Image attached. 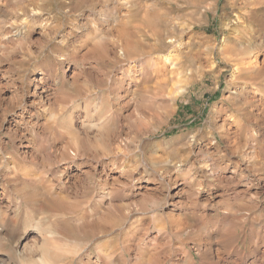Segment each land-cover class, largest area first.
Returning <instances> with one entry per match:
<instances>
[{
    "label": "rangeland",
    "instance_id": "obj_1",
    "mask_svg": "<svg viewBox=\"0 0 264 264\" xmlns=\"http://www.w3.org/2000/svg\"><path fill=\"white\" fill-rule=\"evenodd\" d=\"M3 1L5 2V0L0 1V13L2 12L0 15V60L6 62L0 65V68L10 69V71L8 75L0 74V84L9 85L6 88L0 89V143L2 142L0 144V148L2 150H5L6 152L8 151L7 155L8 157H11L9 158L11 160L9 162L2 163L0 161V180H3L5 176H8V178H10V182H8L9 184H7L6 182V186H10L7 187V190H11V183L14 182L16 184L17 191L15 193L16 195L14 194L13 196L17 199L19 198L22 201L24 200V197H27L26 199L28 200L32 198H28V196L26 195H29L30 192L29 196H31V192L33 191L32 187L37 184H41L44 187H53L55 191L52 196L66 197L71 195L73 196V198H77L76 203L70 204L68 206L70 207L73 205L72 208L70 207L69 209H67L68 207H63L67 206L68 204L61 205L64 210H69V212L64 211L61 207L63 212L51 213V206L53 203L48 204L50 200H48L44 204V209L40 210L42 214H50L51 217H55L59 221L58 227L55 229V231L65 230L64 232L69 233L70 235L78 233L73 237L71 236L72 238L69 237L68 241L70 242V244L74 245L73 247L72 245L65 246L54 252L53 255H55L56 257L55 261H60L56 264H77L76 257L79 256V253H84L81 257H84L86 253L89 252H92L91 256H94V252L98 251V245H101L106 241L111 242L112 244H110L111 246H113V264H119V261L126 257V253L129 248H135L137 246L146 248L149 244V241L151 240H155L156 242L158 241V244L162 243L160 238L157 236V233L151 230L156 226V224L154 223L155 218L162 217L163 219H165L164 221H166L168 219V216L172 214L170 213V209L175 208L178 202H182L181 194L189 191V189L185 190L187 189V187L181 188V186H176L177 173L174 171L175 165L172 163L164 164L163 159L164 157L169 156V153L173 152L175 149L180 148V144L185 138L186 131H195L202 129L203 131L201 135H206L208 142H212L213 140H215L216 143H213L212 148L208 149V151L210 152H215L217 149L220 150L221 148L222 150L220 151H224L227 145L230 142L235 141L237 137H239V140L236 141L235 144H233V148L231 149V151L234 152L235 148L239 147L240 153H243V155H247L249 157L259 155L260 152L263 151L264 141L262 140H264V118L260 119V117L262 118V116H264L262 110L264 107V100H261V98H263L264 96V70L259 74L254 73V79H252L259 85V87H261V92H263V94L258 93L255 88H252L253 84L249 85V88L247 90L245 89L246 91H242L241 85H243V82L240 81L244 79L243 75L239 76V71L235 70L236 65L234 64V60L227 61L226 59H224V55L221 52L223 48L227 49L230 46V49H232L233 47V49L237 48L236 50L250 49L252 47L255 48L252 50L256 51L254 52L251 50V58H257L258 65L264 66V41H262L264 39V36H252L250 35L251 33L249 31L244 30L245 28L242 25L246 24L247 20H245L242 16L243 11L239 6H237V8L235 9L231 5V2L228 0H175V3L173 4H170L169 0H151L150 2L149 0H125V2L127 1L128 4L125 3L124 0H108V2L114 3L117 7V12L112 15L111 18L102 19V17H99L102 25L101 27H90L87 32L78 31L73 34L70 29H76L84 26V18L88 17L89 19H91L90 13L97 14V12L102 9L104 0H100L99 3H97V0H93L94 2L88 0L87 3H78L73 9L74 15L68 18L64 23L59 24L57 23L56 18L50 17L47 21H44V23L46 24V28H37L35 32H32L33 24L31 20H29L28 18V20L26 21L27 23L25 24V22H23V19L26 18L25 16H27L25 14L26 11L34 13L33 16H35L38 12V9L30 8L26 10L25 8L21 7V4L27 2L26 0H7L9 7H5ZM94 3L96 4L95 6ZM123 4L125 6H123ZM237 4H239V0H237ZM147 7L150 8L147 9ZM94 9L96 11H94ZM160 9L162 10L161 15V11L159 12ZM10 10L11 13L13 12L12 14L10 13ZM148 10L149 14L144 15V13H148ZM17 11L20 13H18ZM245 11L248 12V9H246ZM124 12H126L127 14ZM238 12H240V14ZM155 13L158 14L154 15ZM21 14L24 17H21ZM145 16L147 18H145ZM156 16H159V18H157ZM14 17H21V20H19V18L17 20H14ZM7 20H9L10 22H8ZM184 21L186 24L184 23ZM92 23L95 24V22L93 21ZM135 23H138L136 24V27ZM51 25L55 28H53ZM47 26L49 27L47 28ZM24 27L25 29H23ZM26 27H28L29 29ZM50 27L52 31L56 32L55 40L51 42L48 41V36L52 35ZM107 27L110 31L107 29ZM97 28L100 30H96ZM177 28H179L181 32ZM8 29H12L13 32L25 31L27 34H25V37L27 38L29 33H31V37L30 39H27L24 36L18 38L17 41L15 40L16 44H14L13 39H16L17 35L11 34L10 37H4L5 34L3 32L6 33L7 31H9ZM120 29L125 30L126 32L129 31L132 33L135 39L139 41L142 40L141 44L144 52L145 50L146 52L148 50L146 56L151 60V62H157L156 68L158 70L153 71L154 73L152 72L150 74L151 76L145 77L137 71H132L135 69V67H128V62L132 64V58L137 55L135 53V50L133 49H130L131 51L129 50V52L131 53L128 54L130 57H128L127 62L126 60H116L115 55H117L118 49H120V46L118 44H120V41L126 42L128 39L126 35L124 36V34L119 32ZM102 32L104 33L102 34ZM154 32H157L159 39L153 37ZM171 32H173V34L177 36L179 43H181L178 49L174 46H171L169 43H165V37L172 34ZM106 34H108L109 38L108 36L106 37ZM120 34L122 35V37ZM164 34L166 35L165 37ZM68 36H71L70 42L73 43L74 46L79 47L80 59L88 61V65H85V68L87 72L90 73V87L94 88L98 84L100 85L101 90L96 93L94 103H97L98 106L103 105L106 98L111 95L114 90H119L121 96H126L125 100H131L133 98H135L136 100L135 103L130 104L126 109L123 110H121L118 105H113L114 116H112V118H110V120L104 125L105 127L107 126L106 129L99 124L97 125V128L92 129V131L88 133V138L90 140L88 145L90 149L87 151V154L85 156L93 157V155H97L99 152L98 155H101L100 161H102L104 157L102 156L101 148H99L102 144L99 134L101 133V131H103V134H105L107 131L114 132V135L116 137L113 136L115 141H112V147H114L115 144H117V142H120L122 139H125V141L128 140V143L130 144L128 146L129 152L126 155L127 159H130V164L136 167L140 172H144L142 174L149 177L150 180L142 184H140L139 182H135L131 189H125L123 193H117L114 195L112 192V195L110 196L111 198L108 196V199H104V201L98 199V192L100 188L99 179H101L108 173L113 176H120V172L112 170L111 165L108 167L107 172H105L103 171L100 161L98 162V164L95 161L92 167H87V170L89 169L93 174H86V172H83L84 169L78 166V161L80 160V158H74L75 156L70 152L69 154L72 156L71 159L68 161H64L65 145L69 143L72 146L71 148L79 150L80 148H78L76 144L77 139L80 138L79 135H82V133H80L81 125L79 123H76L74 125L75 130H73L72 128H69L67 120L63 122L60 121L61 114L66 115L68 112L72 111L71 107L68 104L69 100L71 99V94L67 93L63 88H58L56 85L57 83H55L53 77L46 72L47 78L44 83L45 86H47V89H49V97L43 104L46 105V109L48 110H38L39 107L41 108L43 106V104H36L37 106L33 104L32 88L34 87V83H39L40 81L38 80H41V78L43 77L39 72H41V70L46 67L51 61L49 49L55 50L57 48V41H62ZM11 37H13L12 40ZM61 37L63 39H61ZM224 37L227 38L226 41L229 44H227L226 41V43H223L222 40L225 39ZM236 38H238L239 41ZM25 39L28 42H25ZM100 40L103 41L101 42ZM260 40L261 42H259ZM33 41L36 42L33 43ZM237 45L239 46V48ZM249 45L251 47H249ZM116 46H118L119 48ZM3 47L6 48L5 51L3 50ZM111 47L113 49H111ZM150 49L151 52L149 51ZM1 50L5 53H3ZM30 50L34 53H32ZM6 51H9V54ZM231 52L230 54H232ZM165 54H168L170 56V61H172L171 63L164 59L166 56ZM122 61L124 63H120ZM113 63H115V65ZM121 67L126 68L127 71L130 69L129 73L127 71V73H124L123 68ZM78 72L79 68L76 64L67 67L68 76L74 78V76ZM123 73L124 75L129 74V82H118L119 80L117 79H119L120 76L123 77ZM106 75H108V77ZM109 76L110 79H108ZM34 77L37 79H34ZM103 81L105 83H103ZM106 83L108 86L110 84L109 88L107 89L104 87ZM39 84L42 85L41 83ZM116 84L119 85L122 90L116 88ZM179 84L180 86H185L183 89L184 91H182L183 93L181 94L176 93V91L178 92L179 90ZM99 85L97 87H99ZM121 85L124 87H121ZM112 86H114L115 89L114 87L111 88ZM236 88H239L238 91H241L243 93V96L247 98V100H249L250 102L254 101L253 106H247L243 100H238V98L235 100V96L237 95L235 93ZM162 92L166 93L168 96L171 95V92L173 94H177L176 101L173 106H167V103H163V101L157 100L155 98V96L159 95ZM232 92L233 94H231ZM244 93L246 94L244 95ZM229 95H231L233 98L229 97V99ZM259 100L261 103L259 102ZM243 104L246 106H244ZM258 106L260 108H258ZM216 107H220L219 110H217L218 108ZM220 110H222L221 113ZM243 111L249 114L247 115V113L245 114ZM150 113L152 114V116ZM250 115L252 119L250 118ZM247 116H249L248 118L251 120V122L247 118ZM254 117L256 119H254ZM141 123L143 125H141ZM222 123L227 125H223ZM46 124L51 125L49 126ZM114 125H117L118 128L116 127V129ZM257 125L259 128L257 127ZM249 126H251V129H249ZM224 127L225 129H223ZM226 129L229 133H227ZM120 134H122V136ZM251 134L253 136H251ZM223 135H227V138H225V136ZM72 138H75L74 140L76 143L74 141V143L70 141L73 140ZM200 138V136L197 137V139ZM92 142L94 143V147L96 146L95 148L92 147ZM71 143H73V145ZM99 143L101 144L99 145ZM74 144L77 148L74 146ZM81 151L83 152V150ZM94 151H97V153H94ZM180 154H183L182 149ZM198 154L202 155L203 152L199 145H194L193 155L188 158V162L185 164L186 168H188L189 165H191L198 159ZM241 154H234V156L241 160ZM151 161H156L159 164V172L153 171L151 169ZM254 161H252L251 165H249L247 161H244L243 163L241 162V167L249 168L253 165H259V161ZM167 166L170 168H168ZM145 169H147L148 171L146 172ZM168 170H171L172 172H167ZM31 172L34 174H32ZM149 173L151 175H149ZM231 174L233 175L234 173H232L231 170H228V172H226L224 175L227 176ZM130 175L132 174L127 173L126 177H130ZM159 176L164 177V182H166L169 177H171V179L175 181L174 185L169 186V190L167 193V203L160 205V208L157 207V200H153L145 205L146 208L150 207L152 209V211L155 213V216H152L150 214L142 215L141 212H138L136 210V208H130V205L135 204L137 200L146 195L150 190L157 188V183L152 177L158 178ZM122 178L124 180L126 179L125 176ZM257 179L259 178L257 177ZM126 181L130 182L127 179ZM23 188H25V190ZM26 190L29 192H27ZM254 191L255 188H253L249 193L241 194V196L245 198L249 196L259 197L262 206H264V192L256 193ZM200 198L203 197L201 196ZM185 199L187 200L188 198L185 196L184 200ZM203 200L204 198L200 201L202 202ZM21 205H23L25 209H27V207L29 206L27 202L21 203ZM110 209L111 214L106 215L107 211ZM103 213H105L106 217L102 219ZM113 219L115 221H113ZM73 220H75L80 225L81 232L72 230L73 228L71 227V222ZM9 221L10 220L1 225L2 235L9 232L12 233L13 231L14 237L16 236V240L22 239V243L20 241L16 246L19 251H21V249L23 248L26 240L30 241L34 237L38 236V234L36 233L37 231L33 228L29 227L25 232L20 228H13L11 222ZM67 228L70 229L69 232ZM84 228H86V230ZM71 230L75 233H73ZM100 231H102V233ZM145 232L148 233L147 236L144 235ZM141 237H143L144 239ZM139 238H141L142 240H139ZM1 241L2 240L0 238V254H5L6 251L10 249V244H3V241ZM86 241H90L89 243L91 245L88 243L87 247H83V244ZM145 250L147 251V248ZM120 254L123 257H121ZM24 260L26 263L24 262ZM19 261L21 264H27V260L25 258L21 259V257H19ZM104 261L105 258H103V261H101L100 263L104 264Z\"/></svg>",
    "mask_w": 264,
    "mask_h": 264
},
{
    "label": "clouds",
    "instance_id": "obj_2",
    "mask_svg": "<svg viewBox=\"0 0 264 264\" xmlns=\"http://www.w3.org/2000/svg\"><path fill=\"white\" fill-rule=\"evenodd\" d=\"M99 2L100 0H97V3ZM230 2L233 7L239 6L242 9L247 20L243 27L253 36H264V15L251 17L245 11L255 6L251 0H239V4L237 0H230ZM78 3H87V0H27V3L20 6L26 10L38 9L35 16L31 12L25 13L33 24L32 32H35L37 28H46L44 21L50 17L56 18L59 24L64 23L74 15L73 9ZM169 3H175V0H169ZM260 3L264 4V0H260ZM4 6L9 7L7 0ZM90 17L91 19L84 18V26L70 29V31L73 34L78 31L87 32L90 27L102 26L98 13H90ZM92 21H95V24ZM30 37L31 33L28 35L29 39ZM55 37L56 32L53 31L52 35L48 36V41L55 40ZM70 41L71 36H68L62 41H57L55 50L49 49L51 61L42 70L53 77L58 88H63L71 94L68 104L72 111L66 115L61 114L60 121L67 120L69 128L73 130H75L74 125L79 123L80 133H82L80 139L84 145H87L88 133L96 128L97 124L104 126L112 118L113 105H118L123 110L136 100L135 98L125 100L119 90H114L103 105L98 106L94 103L96 93L101 89L90 87V73L85 68L88 61L80 59L79 47L74 46ZM5 62L0 60V65ZM73 64L79 68L75 78L67 75V67ZM9 71L10 69L0 68V74L8 75ZM121 79L127 82L130 77L124 75ZM8 86L0 84V89ZM104 87L107 89L109 86L106 83ZM116 88L122 90L119 85ZM47 110L44 109V111ZM202 131V129L186 131L180 148L175 149L163 159L164 164L175 165L177 179L185 183L189 191L181 194L182 202H178L175 208L170 209L172 214L168 216V219L151 229L157 233L162 243L158 244L155 240L149 241L147 251L142 246L129 248L126 257L120 260L119 264H264V206L259 197L245 198L235 192L232 187L242 183L251 186L257 177L264 179V158H262L264 153L249 157L241 154L239 147L235 148L234 152L230 151L239 137L230 142L224 151L217 149L215 152H210L208 149H211L216 141L208 142L207 136L201 135ZM198 136L201 138L197 139ZM194 145H199L203 154H198V159L185 174L180 166L186 164L188 158L193 155ZM181 149L183 154H180ZM85 151H87L86 147ZM232 154H241L242 163L247 161L251 165L255 160L259 161V165L247 168V174H244L245 169H240L237 165L234 176H225L224 174L229 170V156ZM82 163L91 166L95 163V158L89 157ZM112 166L115 167L114 164ZM150 167L153 171L159 172V164L156 161H151ZM120 171L121 176L126 177L128 169L122 168ZM145 171L148 170L145 169ZM193 172L199 174L200 178L193 176ZM152 178L157 183V188L150 190L135 204L129 206L136 208L142 215L155 216L152 209L146 208L145 205L153 200L158 201L157 207L166 204L169 186L175 184L171 177L166 182L163 176ZM126 179L130 182L121 184L117 181L113 185L114 195L123 193L125 189H131L135 184L134 179L130 177ZM202 191L207 193L205 202L199 199ZM185 196L187 200H184ZM14 219L15 228L26 232L31 227L42 235L55 230L59 224L55 217L42 214L36 206H29L27 209L21 207L20 214ZM71 227L77 232L80 231V225L75 220L71 222ZM144 235L147 236L148 233L145 232ZM89 242L86 241L83 247H87ZM109 260L111 261L112 257H109Z\"/></svg>",
    "mask_w": 264,
    "mask_h": 264
},
{
    "label": "bare ground",
    "instance_id": "obj_3",
    "mask_svg": "<svg viewBox=\"0 0 264 264\" xmlns=\"http://www.w3.org/2000/svg\"><path fill=\"white\" fill-rule=\"evenodd\" d=\"M1 1V0H0ZM27 1V0H26ZM88 1V0H87ZM91 1H93V0H91ZM128 1V0H127ZM125 2V0H124V2L125 3H127L128 4V2ZM130 1V0H129ZM147 1V0H146ZM151 0H149V2H150ZM152 1H154V0H152ZM156 1V0H155ZM166 1V0H165ZM179 1V0H178ZM228 1H230V0H228ZM4 2V1H3ZM21 2V1H20ZM23 2V1H22ZM94 2V1H93ZM141 2V1H140ZM148 2V3H149ZM251 2H252V4L253 5H255V6H253V7H251V8H248V15L249 16H251V17H257V16H261V15H264V4H261L260 3V0H251ZM2 3V2H1ZM27 3V2H26ZM156 3V2H155ZM126 4V5H127ZM138 4H139V2H138ZM162 4H163V2H162ZM179 4V3H178ZM13 5V4H12ZM93 5V4H92ZM96 4L94 3V6H95ZM132 5V4H131ZM130 5V6H131ZM147 5V4H146ZM154 5V4H153ZM157 5V4H156ZM232 5V4H231ZM14 6V5H13ZM94 6H93V8H94ZM123 6H125L124 4H123ZM148 6H149V4H148ZM152 6V5H151ZM175 6V5H174ZM15 7V6H14ZM19 7V6H18ZM17 7V8H18ZM92 7V6H91ZM127 7V6H126ZM146 7V6H145ZM120 8V7H119ZM128 8V7H127ZM150 8V7H149ZM148 7H147V9H149ZM235 9L237 8V6L236 7H234ZM16 9V8H15ZM19 9H21V8H19ZM145 9V8H144ZM159 9V8H158ZM5 10V9H4ZM8 10V9H7ZM117 7H116V5L114 4V3H110V2H108V0H104V3H103V6H102V9L101 10H99L97 13L98 14H100L99 15V17H102V19L103 18H111L112 17V15H114L117 11ZM139 10V9H138ZM35 11V10H34ZM93 11V10H92ZM94 11H96L95 9H94ZM93 11V12H94ZM104 11H106V12H104ZM147 11V10H146ZM161 11V12H160ZM164 11V10H163ZM166 11H167V9H166ZM237 11V10H236ZM4 12H6V11H4ZM18 12V11H17ZM159 12H160V15H161V13H162V10L160 9L159 10ZM158 12V13H159ZM178 12V11H177ZM2 13V12H1ZM1 13H0V15H1ZM10 13H11V10H10ZM13 13V12H12ZM11 13V14H12ZM15 13V12H14ZM18 13H20V12H18ZM32 13V12H31ZM38 13V12H37ZM124 13H126V12H124ZM157 13V14H158ZM168 13V12H167ZM239 14H240V12H238ZM9 14V13H8ZM32 14H34V13H32ZM127 14V13H126ZM146 14H149V10H148V13H144V15H146ZM152 14V13H151ZM150 14V15H151ZM156 13L154 14V15H157ZM22 15V14H21ZM20 15V16H21ZM25 15V14H24ZM144 15H143V17H144ZM165 15V14H164ZM168 15V14H167ZM6 16H7V14H6ZM11 16V15H10ZM153 16V15H152ZM176 16H177V14H176ZM243 17H244V13H243V15H242ZM15 17H16V14H15ZM14 17V18H15ZM21 17H24L23 15L21 16ZM20 17V18H21ZM26 18H22L23 19V22H25V24L27 23L26 21L28 20V16H25ZM125 17V16H124ZM157 17V16H156ZM172 17V16H171ZM4 18H5V16H4ZM8 18H9V15H8ZM12 18V17H11ZM19 18V17H18ZM18 18H15L14 20H17ZM19 18V20H21ZM91 18V17H90ZM141 18V17H140ZM139 18V19H140ZM145 18H147L146 16H145ZM157 18H159V16L157 17ZM169 18H170V16H169ZM104 19V20H105ZM148 19H150V18H148ZM162 19V18H161ZM237 19H238V17H237ZM244 19H245V17H244ZM13 20V21H14ZM30 20V19H29ZM52 20V19H51ZM125 20V19H124ZM144 20V19H143ZM145 20H147V19H145ZM154 20V19H153ZM168 20V19H167ZM172 20V19H171ZM3 21H6V20H3ZM8 22H10L9 20H7ZM11 21H12V19H11ZM106 21V20H105ZM156 21V20H155ZM159 21H160V19H159ZM163 21V20H162ZM173 21H174V19H173ZM183 21V20H182ZM238 21V20H237ZM50 22V21H49ZM93 22H95V21H93ZM116 22V21H115ZM124 22H128V21H124ZM141 22H142V19H141ZM144 22V21H143ZM179 22V21H178ZM181 22V21H180ZM247 22V21H246ZM7 23V22H6ZM47 23V22H46ZM184 23H185V21H184ZM239 23V22H238ZM30 24V23H29ZM121 24V23H120ZM131 24V23H130ZM136 24H138V23H135V27H136ZM174 24V23H173ZM177 24V23H176ZM179 24V23H178ZM181 24V23H180ZM186 24V23H185ZM242 24V23H241ZM5 25V24H4ZM21 25H22V23H21ZM24 25V24H23ZM28 25V24H27ZM118 25V24H117ZM125 25V24H124ZM127 25V24H126ZM153 25V24H152ZM170 25V24H169ZM25 26V25H24ZM52 26V25H51ZM119 26V25H118ZM122 26H123V24H122ZM140 26V25H139ZM172 26V25H171ZM243 26V25H242ZM1 27V26H0ZM5 27V26H4ZM21 27V26H20ZM23 27V26H22ZM31 27V26H30ZM49 26H47V28H48ZM53 27V26H52ZM125 27V26H124ZM124 27H122V28H124ZM131 27H132V25H131ZM170 27V26H169ZM10 28V27H9ZM12 28V27H11ZM26 28H28V27H26ZM53 28H55V27H53ZM111 28V27H110ZM116 28V27H115ZM127 28V27H126ZM171 28V27H170ZM232 28V27H231ZM14 29V28H13ZM16 29V28H15ZM18 29V28H17ZM23 29H25V27L23 28ZM29 29V28H28ZM50 29H51V27H50ZM57 29V28H56ZM103 29V28H102ZM101 29V30H102ZM107 29H108V27H107ZM106 29V30H107ZM114 29V28H113ZM177 29H179V28H177ZM9 30V29H8ZM11 30V31H10ZM9 31H7L6 33L5 32H3L4 34H5V36L4 37H10V35L11 34H14V35H17L16 37V39L14 38L13 39V43L14 44H16V42H15V40L17 41L18 40V38H21V37H25L27 34H26V32L25 31H17V32H13L12 31V29H10ZM45 30V29H44ZM96 30H100V29H96ZM109 30V29H108ZM129 30H131V29H129ZM134 30V29H133ZM155 30V29H154ZM182 30V29H181ZM245 31H248L247 29H244ZM5 31H6V29H5ZM51 31H52V29H51ZM95 31V30H94ZM110 31V30H109ZM113 31V30H112ZM118 31V30H117ZM138 31V30H137ZM156 31V30H155ZM169 31H171V30H169ZM179 31H180V29H179ZM239 31H240V29H239ZM1 32V31H0ZM47 32V31H46ZM53 32V31H52ZM96 32V31H95ZM107 32V31H106ZM120 33H122V34H124V36L126 35V37L128 38L127 39V41L126 42H121L120 41V44H118L119 46H120V49H118V52H117V55H115L116 56V60H126V62L128 61V57H130L128 54L129 53H131V52H129V50L131 49H133V50H135V53L137 54L134 58H132V60H131V62H132V64H130V62H128V67H135V69L134 70H132V71H134V72H138V73H140L141 75H144L145 77H147V76H151L150 74L153 72V71H155V70H158L157 68H156V63L154 62V61H152L151 62V60L146 56V53L148 52V50H147V52H146V50H145V52H144V49H143V47H142V44H141V41H139V40H137V39H135V37L132 35V33L131 32H129V31H125V30H121L120 29V31H119ZM118 32V33H119ZM173 32H175V31H173ZM173 32H171L172 34H170V35H165L164 34V37L166 38V39H164L165 40V43H169L171 46H174L175 48H179L180 47V45H181V43H179V41H178V38H177V36L175 35V34H173ZM177 32H178V30H177ZM181 32V31H180ZM244 32V31H243ZM28 33H29V31H28ZM101 33V32H100ZM104 32H102V34H103ZM111 33V32H110ZM117 33V34H118ZM165 33V32H164ZM183 33V32H182ZM238 33V32H237ZM26 34V35H25ZM46 34H48V33H46ZM109 34V33H108ZM108 34H106V37L108 36ZM178 34V33H177ZM242 34V33H241ZM87 35V34H86ZM89 35V34H88ZM105 35V34H104ZM121 35V34H120ZM153 37L154 38H156V39H159L158 38V34H157V32H154L153 33ZM251 35V34H250ZM96 36V35H95ZM137 36V35H136ZM162 36V35H161ZM253 36V35H252ZM2 37V36H1ZM66 37V36H65ZM64 37V38H65ZM103 37V36H102ZM105 37V38H106ZM121 37H122V35H121ZM120 37V38H121ZM139 37V36H138ZM137 37V38H138ZM235 37V36H234ZM237 37V36H236ZM263 37V36H262ZM12 38L13 37H11V40H12ZM25 38H27V37H25ZM87 38V37H86ZM108 38H109V36H108ZM117 38H119V37H117ZM225 38V37H224ZM256 38V37H255ZM23 39V38H22ZM28 39V38H27ZM61 39H63L62 37H61ZM95 39V38H94ZM98 39V38H97ZM111 39H112V37H111ZM122 39V38H121ZM146 39V38H145ZM226 39L227 38H225L224 40H222L223 41V43L226 41ZM230 39H232V38H230ZM237 40H238V38H236ZM242 39V38H241ZM251 39V38H250ZM6 40V39H5ZM24 40V39H23ZM26 40V39H25ZM60 40V39H59ZM120 40V39H119ZM118 40V41H119ZM126 40V39H125ZM155 40V39H154ZM180 40V39H179ZM228 40H229V38H228ZM234 40V39H233ZM236 40V41H237ZM9 41H10V39H9ZM20 41V40H19ZM101 42L103 41V40H100ZM99 41V42H100ZM105 41V40H104ZM156 41V40H155ZM161 41V40H160ZM235 41V42H236ZM239 41V40H238ZM246 41V40H245ZM262 41H264V39L262 40ZM25 42H28L27 40L25 41ZM106 42H107V40H106ZM114 42V41H113ZM201 42V41H200ZM227 42V41H226ZM225 42V43H226ZM230 42V41H229ZM231 42H234V41H231ZM244 42V41H243ZM249 42V41H248ZM251 42H252V40H251ZM259 42H261V40L259 41ZM19 43V42H18ZM23 43H24V41H23ZM104 43V42H103ZM152 43H153V41H152ZM162 43H163V41H162ZM161 43V44H162ZM178 43V44H177ZM204 43V42H203ZM237 43H239V42H237ZM263 43V42H262ZM1 44V43H0ZM3 44V43H2ZM10 44V43H9ZM8 44V45H9ZM21 44V43H20ZM113 44V43H112ZM157 44V43H156ZM227 44H229L228 42H227ZM253 44V43H252ZM264 44V43H263ZM4 45H5V43H4ZM13 45V44H12ZM19 45V44H18ZM23 45V44H22ZM116 45H117V42H116ZM261 45V44H260ZM1 46V45H0ZM3 46V45H2ZM16 46V45H15ZM28 46V45H27ZM48 46V45H47ZM101 46H103V45H101ZM105 46V45H104ZM168 46V45H167ZM229 46V45H228ZM238 46V45H237ZM254 46V45H253ZM8 47V46H7ZM29 47H30V45H29ZM106 47V46H105ZM113 47V46H112ZM111 47V49H113ZM116 47H118V46H116ZM150 47V46H149ZM155 47H157V46H155ZM249 47H251L250 45H249ZM255 47V46H254ZM258 47V46H257ZM5 47H3V50L5 51L6 50V48L4 49ZM12 48V47H11ZM16 48V47H15ZM119 48V47H118ZM151 48H153V47H151ZM167 48V47H166ZM170 48V47H169ZM174 48V49H175ZM231 48V46L230 47H228L227 49H222V53H223V55H224V59H226L227 61H231V60H234V64L236 65V69L235 70H238L239 71V76H241V75H243V77H244V79L243 80H241L240 82H243V85H241L242 86V91L243 90H247L248 88H249V85H252L253 84V87L252 88H255L257 91H258V93H261V94H263V92H261L262 90H261V87H259V85L257 84V83H255L252 79H254V76H253V74L254 73H256V74H259V73H261L263 70H264V66H259L258 65V63H257V58H255V59H252L251 58V50L252 49H255V48H250V49H241V50H236L235 48L233 49V47H232V49H230ZM238 48H239V46H238ZM31 49V48H30ZM105 49V48H104ZM107 49V48H106ZM262 49V48H261ZM17 50V49H16ZM130 50V51H131ZM2 51V50H1ZM31 51V50H30ZM103 51V50H102ZM110 51V50H109ZM150 52H151V49L149 50ZM169 51V50H168ZM172 51V50H171ZM174 51V50H173ZM232 51V52H231ZM235 53H234V52ZM252 51H254V50H252ZM256 51V50H255ZM254 51V52H255ZM3 52V51H2ZM1 52V53H2ZM7 53L9 52V51H6ZM32 52V51H31ZM40 52V51H39ZM114 52V51H113ZM112 52V53H113ZM230 52L232 53V54H230ZM258 52V51H257ZM3 53H5V52H3ZM32 53H34V52H32ZM106 53H108V52H106ZM110 53V52H109ZM234 53V54H233ZM9 54V53H8ZM7 54V55H8ZM15 55V54H14ZM159 55V54H158ZM164 55V54H163ZM166 55V54H165ZM13 56V55H12ZM103 56V55H102ZM258 56V55H257ZM22 57V56H21ZM114 57V56H113ZM131 57H133V56H131ZM10 58V57H9ZM8 58V59H9ZM16 58V57H15ZM102 59V58H101ZM108 59V58H107ZM112 59V58H111ZM114 59V58H113ZM130 59V58H129ZM166 61H168V62H172V61H170V56L167 54L166 56H165V58H164ZM116 60H115V62H116ZM103 61V60H102ZM101 61V62H102ZM9 62V61H8ZM113 62V61H112ZM165 62V61H164ZM20 63V62H19ZM103 63V62H102ZM120 63H124L123 61L122 62H120ZM114 65H115V63H113ZM118 65H120V64H118ZM14 66H15V63H14ZM122 66V65H121ZM114 67V66H113ZM115 68V67H114ZM121 68H123V72L125 73L127 70H126V68H124V67H121ZM128 69V68H127ZM58 70V69H57ZM129 71H130V69L127 71L128 73H129ZM126 72V73H127ZM237 72V71H236ZM39 73H41L42 74V78H41V80H38V81H40L39 83H41L42 85H40L38 82H36V83H34V87L32 88L33 89V91H32V96H33V104L34 105H36V104H43V103H45V101H46V99L49 97L48 95H49V93H48V90L49 89H47V86H45V81H46V76H47V74H46V72L45 71H43V70H41V72H39ZM93 73V72H92ZM105 73V72H104ZM124 73H123V75H124ZM132 73V72H131ZM154 73V72H153ZM235 73V72H234ZM78 74V73H77ZM77 74L74 76V78L75 77H77ZM236 74H238V73H236ZM129 75V74H128ZM255 75V74H254ZM93 76V75H92ZM97 76V75H96ZM107 77H108V75H106ZM111 76V75H110ZM110 76H109V78L108 79H110ZM143 76V77H144ZM260 76V75H259ZM98 77V76H97ZM96 77V78H97ZM104 77V76H103ZM116 77V76H115ZM144 77V78H145ZM99 78V77H98ZM113 78V77H112ZM240 78V77H239ZM256 78V77H255ZM33 79V78H32ZM31 79V80H32ZM34 79H37V78H35L34 77ZM93 79V78H92ZM91 79V80H92ZM102 79V78H101ZM100 79V80H101ZM104 80H106V79H104ZM116 80V79H115ZM117 80H119L118 82H121V83H123L124 81L121 79V76L119 77V79H117ZM179 80V79H178ZM240 80V79H239ZM99 81V80H98ZM108 81V80H107ZM106 81V82H107ZM32 82V81H31ZM54 82V81H53ZM117 82V83H118ZM129 82V81H128ZM144 82V81H143ZM179 82V81H178ZM182 82V81H181ZM55 83H56V81H55ZM91 83H92V81H91ZM97 83V82H96ZM101 83H102V81H101ZM103 83H105L104 81H103ZM108 83V82H107ZM112 83V82H111ZM142 83V82H141ZM233 83H235V82H233ZM95 84V83H94ZM161 84V83H160ZM23 85V84H22ZM57 85V84H56ZM99 85V84H98ZM97 85V86H98ZM117 85V84H116ZM174 85V84H173ZM177 85V84H176ZM235 85V84H234ZM20 86V85H19ZM96 86V87H97ZM109 86H110V84H109ZM179 86H180V84H179ZM241 86H240V89H241ZM114 86H112L111 88H113ZM121 87H124V86H122L121 85ZM185 87V86H184ZM184 87L181 85L180 87H179V90H178V92L176 91V93H183L182 91H184L183 89H184ZM99 88H100V85H99ZM109 88V87H108ZM159 88V87H158ZM251 88V89H252ZM114 89H115V87H114ZM177 89V88H176ZM175 89V90H176ZM238 89L239 88H236L235 89V93L237 94L234 98H235V100L238 98V100H243L244 102H245V104L247 105V106H253V104H254V101L253 102H250L249 100H247V98H245L244 96H243V93L241 92V91H238ZM17 90V89H16ZM15 90V91H16ZM245 90V91H246ZM155 91H157V90H155ZM160 91H162V90H160ZM163 91H164V89H163ZM110 92H112V91H110ZM149 92V91H148ZM166 92V91H165ZM253 92V91H252ZM159 93V92H158ZM169 93V92H168ZM176 93H172L171 92V95H167L166 93H164V92H162V93H160L159 95H157V96H155V98L157 99V100H161V101H163V103H167V106H173L174 105V103H175V101H176V97H177V94ZM248 93V92H247ZM107 94H108V92H107ZM231 94H233V92L231 93ZM246 93H244V95H245ZM106 95V94H105ZM125 95V94H124ZM264 95V94H263ZM1 96V95H0ZM66 96V95H65ZM247 96V95H246ZM126 97V96H125ZM150 97V96H149ZM170 97V98H169ZM229 97H232L231 95H229L228 96V98ZM154 98V97H153ZM233 98V97H232ZM230 99V98H229ZM260 99V98H259ZM57 100V99H56ZM155 100V99H154ZM237 100V101H238ZM251 100V99H250ZM256 100V99H255ZM261 100H264V96H263V98H261ZM231 101V100H230ZM259 102H260V100H259ZM264 102V101H263ZM100 103V102H99ZM240 103V102H239ZM261 103V102H260ZM259 103V104H260ZM39 105V106H40ZM238 105V104H237ZM244 105V104H243ZM246 105H244V106H246ZM37 106V105H36ZM240 106V105H239ZM255 106V105H254ZM262 106V105H261ZM264 106V105H263ZM241 107H242V105H241ZM257 107V106H256ZM36 108V107H35ZM38 108V107H37ZM119 108V107H118ZM216 108H218L217 110H219V108L220 107H216ZM240 108V107H239ZM248 108V107H247ZM250 108H252V107H250ZM258 108H260L259 106H258ZM43 109H46V105L45 104H43V106L40 108L39 107V109L38 110H43ZM255 109V108H254ZM113 110H114V108H113ZM216 110V109H215ZM226 110V109H225ZM239 110H241V109H239ZM248 110V109H247ZM263 113H264V107H263ZM44 111V110H43ZM101 111H103V109H101ZM221 111L222 110H220V113H221ZM227 111V110H226ZM232 111V110H231ZM261 111V110H260ZM117 112V111H116ZM145 112V111H144ZM215 112V111H214ZM244 113H245V111H243ZM251 112H253V111H251ZM247 113V112H246ZM245 113V114H246ZM261 113V112H260ZM34 114V113H33ZM146 114V113H145ZM151 114V113H150ZM231 114V113H230ZM249 113H247V115H248ZM42 115V114H41ZM218 115H220V114H218ZM228 115V114H227ZM263 115V114H262ZM114 116V115H113ZM149 116V115H148ZM151 116H152V114H151ZM243 116V115H242ZM255 116V115H254ZM147 117V116H146ZM229 117V116H228ZM227 117V118H228ZM244 117H245V115H244ZM249 116H247V118H248ZM253 117V116H252ZM258 117H259V114H258ZM144 118V117H143ZM154 118V117H153ZM153 118H151V119H153ZM217 118V117H216ZM219 118V117H218ZM232 118H234V117H232ZM250 118H251V115H250ZM139 119H140V116H139ZM240 119H242V118H240ZM249 119V118H248ZM252 119V118H251ZM254 119H256L255 117H254ZM260 119H263V118H261L260 117ZM259 119V120H260ZM150 120V119H149ZM235 120V119H234ZM250 120V119H249ZM115 121V120H114ZM113 121V122H114ZM143 121H145V120H143ZM225 121V120H224ZM246 121V120H245ZM261 121V120H260ZM50 122V121H49ZM250 122H251V120H250ZM263 122V121H262ZM55 123V122H54ZM57 123V122H56ZM224 123H226V122H224ZM224 123H222L223 125H227V124H224ZM238 123H240V122H238ZM260 123V122H259ZM116 124V123H115ZM140 124V123H139ZM250 124V123H249ZM255 124V123H254ZM46 125H49V124H46ZM51 125V124H50ZM49 125V126H50ZM97 125H99V124H97ZM138 125V124H137ZM141 125H143L142 123H141ZM49 126H47V127H49ZM109 126V125H108ZM113 126V125H112ZM112 126H110V127H112ZM115 126V125H114ZM54 127V126H53ZM56 127V126H55ZM98 127V126H97ZM96 127V128H97ZM107 127V126H106ZM106 127L105 126H103V128H105L106 129ZM117 127V125L115 126V128ZM138 127V126H137ZM229 127V126H228ZM248 127V126H247ZM251 126H249V129H251L250 128ZM257 127H258V125H257ZM118 128V127H117ZM116 128V129H117ZM140 128V127H139ZM259 128V127H258ZM114 129V128H113ZM223 129H225V127L223 128ZM222 129V130H223ZM228 129V128H227ZM227 129H226V131H227ZM252 129H253V127H252ZM64 130V129H63ZM78 130V129H77ZM238 130V129H237ZM246 130V129H245ZM97 131V130H96ZM9 132V131H8ZM66 132V131H65ZM103 131H101V133L99 134L100 136V139H101V141H102V144L101 143H99V145L101 144V146L99 147V148H101V150H102V156L104 157V159L102 160V161H100V156L101 155H98L99 154V152H98V156L97 155H93V158H95V161L97 162V164H98V162L100 161V164L102 165V168H103V171H105V172H107V169H108V167L111 165V169L112 170H116L117 172H120V176H113V175H111L110 173H106L107 175H104L101 179H99V185H100V188H99V192H98V199H100V200H103L104 201V199H108L107 197L109 196H111L112 195V192L114 191V189H113V185H115L116 184V182L117 181H120V183L121 184H123V183H126L127 181H126V179L124 180L122 177H124V176H121V171H120V169H122V168H126V169H128V172L127 173H130V174H132V175H130V177L131 178H133L134 180H135V182H139L140 184H142V183H146L147 181H149L150 180V178L149 177H147V176H145V175H143L142 173H144V172H140L136 167H134V166H132L131 164H130V159H127V157H126V155L128 154V150H129V144L130 143H128V140H126L125 141V139L123 140L122 138V140L120 141V142H117V144H115V146L114 147H112L113 146V142L115 141L114 140V138H113V136H115L114 135V132H111V131H105L106 133L105 134H103L102 133ZM240 132V131H239ZM256 132V131H255ZM35 133V132H34ZM96 133V132H95ZM117 133H119V132H117ZM121 133V132H120ZM227 133H229L228 131H227ZM262 133H263V131H262ZM75 134V133H74ZM226 134V133H225ZM242 134V133H241ZM246 134V133H245ZM253 134H255V133H253ZM264 134V133H263ZM9 135V134H8ZM33 135V134H32ZM97 135V134H96ZM121 136H122V134H120ZM248 135V134H247ZM258 135V134H257ZM78 136V135H77ZM80 136V135H79ZM78 136V137H79ZM223 136H225V135H223ZM228 136H229V134H228ZM251 136H253L252 134H251ZM49 137V136H48ZM69 137V136H68ZM73 137V136H72ZM89 137V136H88ZM91 137V136H90ZM116 137V136H115ZM119 137V136H118ZM41 138V137H40ZM55 138V137H54ZM65 138V137H64ZM70 138V137H69ZM94 138V137H93ZM127 138H130V137H127ZM132 138V137H131ZM222 138V137H221ZM225 138H227V135L225 136ZM224 138V139H225ZM252 138V137H251ZM250 138V139H251ZM73 139V138H72ZM75 139V138H74ZM70 140L71 142H75V140ZM229 139V138H228ZM260 139V138H259ZM262 139V138H261ZM19 140V139H18ZM39 140V139H38ZM97 140V139H96ZM114 140V141H113ZM2 141V140H1ZM56 141V140H55ZM90 141V140H89ZM113 141V142H112ZM262 141H264V140H262ZM4 142V141H3ZM68 142V141H67ZM66 142V143H67ZM73 142V143H74ZM99 142V141H98ZM2 143V142H1ZM0 143V144H1ZM47 143V142H46ZM64 143V142H63ZM73 143H71L72 145H73ZM76 143V142H75ZM89 143V142H88ZM93 143V142H92ZM65 144V143H64ZM97 144V143H96ZM215 144V143H214ZM253 144V143H252ZM77 146H78V148H80L79 150L78 149H73V148H71L72 146L69 144V143H67L66 145H65V147H64V152H65V158H64V161H68V160H70L71 159V155L69 154V152L70 153H72L74 156V158H80V160L78 161V166L80 167V168H83L84 170H83V172H86V174L87 173H91V174H93L89 169L87 170V167L89 168V167H92L94 164H92L91 166H89V165H87V164H84V163H82V161H84V160H87L88 158H89V156H85L86 154H87V151L90 149L89 148V145L87 144V145H84L83 144V142L81 141V139L80 138H78L77 139V144H76ZM92 145V144H91ZM98 145V146H99ZM1 146V145H0ZM74 146H75V144H74ZM249 146V145H248ZM254 146V145H253ZM261 146V145H260ZM76 147V146H75ZM85 147L87 148V151H85ZM92 147H94V143H93V146ZM96 147V146H95ZM94 147V148H95ZM245 147V146H244ZM264 147V146H263ZM77 148V147H76ZM98 148V147H97ZM217 148V147H216ZM219 148V147H218ZM235 148V147H234ZM246 148V147H245ZM247 148H249V147H247ZM262 149V148H261ZM81 150H83V152L81 151ZM98 150V149H97ZM220 150H222V148L220 149ZM224 150V149H223ZM251 150V149H250ZM37 151V150H36ZM92 151V150H91ZM230 151H231V149H230ZM243 151V150H242ZM246 151V150H245ZM260 151H262V150H260ZM44 152V151H43ZM233 152V151H232ZM248 152V151H247ZM91 153V152H90ZM94 153H97V151L95 152L94 151ZM101 153V152H100ZM169 153V152H168ZM261 153H264V148H263V151L262 152H260V154ZM8 151L6 152L5 150H2L1 148H0V161H1V163L2 162H9L11 159H9V158H11L10 156L8 157ZM48 154V153H47ZM243 154V153H242ZM255 154H256V152H255ZM61 156V155H60ZM90 156H92V155H90ZM45 158V157H44ZM102 158V157H101ZM264 158V157H263ZM17 159V158H16ZM42 159H43V157H42ZM25 160V159H24ZM54 160V159H53ZM56 160V159H55ZM63 160V159H62ZM76 160V159H75ZM13 161V160H12ZM30 161V160H29ZM44 161V160H43ZM49 161V160H48ZM246 162V161H245ZM255 162V161H254ZM137 163V162H136ZM115 165V167H113L112 165ZM193 164V163H192ZM191 164V165H192ZM246 164V163H245ZM191 165H189V167L191 166ZM237 165H239V167H240V169H245V173L244 174H247V168L246 167H241V160L239 159V158H237L236 156H234V154H232V155H230L229 156V171L231 170V172L232 173H234L233 175L231 174V175H227L228 177H231V176H234L235 174H236V166ZM258 165V164H257ZM256 165V166H257ZM16 167V166H15ZM168 167V166H167ZM181 171H185L184 173L185 174H187V172H188V169H189V167L188 168H186L185 167V164H182L181 166ZM249 167V166H248ZM168 168H170V167H168ZM232 168V169H231ZM18 169H19V167H18ZM111 170V171H112ZM167 170V169H166ZM80 171V170H79ZM174 171L176 172V169H174ZM0 172H1V170H0ZM21 172V171H20ZM25 172V171H24ZM65 172V171H64ZM94 172V171H93ZM109 172V171H108ZM167 172H172L171 170H168ZM32 173V172H31ZM30 173V174H31ZM3 174V173H2ZM32 174H34V173H32ZM38 175V174H37ZM71 175H73V174H71ZM95 175V174H94ZM192 175L193 176H196L197 177V179H199L200 178V176H199V174H197L196 172H193L192 173ZM24 176V175H23ZM170 176V175H169ZM45 177V176H44ZM92 177V176H91ZM3 178V177H2ZM38 178V177H37ZM126 178V177H125ZM177 178V177H176ZM191 178V177H190ZM7 179H9V180H7ZM6 182H7V184H9L8 182H10V178H8V176H5L4 177V179L3 180H0V221H2V223H0V238H1V240L3 241V244H10V249H8L7 251H6V253L5 254H0V264H21L20 263V261H19V257H21V259H26L27 260V264H56L57 262H60V261H55L56 260V257H55V255H53L54 254V252L55 251H57V250H59V249H61L62 247H65V246H69V245H72V247L74 246L73 244H70V242L68 241L69 240V237H73L74 235H77V234H73V235H70L69 233H66V232H64V231H55V230H52V231H49L46 235H42L40 232H36L37 234H38V236L37 237H34L33 239H31L30 241H28V240H26L25 241V243H24V245H23V248L21 249V251H19L18 250V248L16 247L17 245H18V243L21 241V243H22V239H18V240H16L15 239V237H14V232L12 231V233L11 232H9V233H5V234H3L2 235V224H4V223H6L8 220H10L9 222H11V224H12V226L14 225V223H15V217H17L18 215H19V213H20V209H21V207H23L24 208V206L23 205H21V203H25V202H27L28 204H29V206H36V207H38L39 208V210H43L44 209V204L48 201V200H50L49 202H48V204L49 203H53L52 204V206H51V210H52V212L51 213H58V212H63V207L65 208V207H68L70 204H74V203H76L77 202V198L76 197H74L73 198V196H71L70 194V196H66V197H58V196H52V194L54 193V191H55V189L53 188V187H44L43 185H41V184H37V185H34V187H32L33 188V191L31 192V196H29L30 195V192L29 191H27V192H29V195H26V193H25V195L26 196H28V198H30V197H32L30 200H28V199H26L25 197H24V200L22 201V200H20L19 198L17 199V198H15L13 195L16 193V191H17V187H16V184L13 182V183H11V190L10 191H8L7 190V187L8 186H10V185H8V186H6ZM176 183H177V187H179V186H181V188H186L187 187V189H185V190H188L189 188H188V186L185 184V183H182L181 182V180H179V179H176ZM193 183H195V181H193ZM35 184V183H34ZM44 184V183H43ZM47 184V183H46ZM139 185V184H138ZM30 186H32V185H30ZM30 186H29V188H30ZM22 188V187H21ZM20 188V189H21ZM26 188V187H25ZM25 188H23L24 190H25ZM233 188L235 189V192H237V193H240V195L241 194H246V193H249L250 191H252V189L253 188H255V191L254 192H256V193H262V192H264V179H256V181H254L252 184H251V186H249L248 184H246V183H242V184H238V185H233ZM22 189V190H23ZM31 190V189H30ZM20 191V190H19ZM19 191H18V193H19ZM23 192V191H22ZM24 193V192H23ZM59 193V192H58ZM94 194V193H93ZM175 194V193H174ZM16 195V194H15ZM206 195H207V193L206 192H204V191H202L201 192V194H200V197L202 196L203 198H205L206 197ZM214 195H215V193H214ZM18 196V195H17ZM22 196V195H21ZM24 196V195H23ZM205 196V197H204ZM19 197V196H18ZM199 197V199L200 200H202L203 198H200ZM111 198V197H110ZM113 198V197H112ZM217 199L219 198V197H216ZM79 199V198H78ZM186 200V199H185ZM57 202V203H56ZM202 202H205V200H203ZM67 205V206H61V205ZM28 206V207H29ZM73 206V205H72ZM72 206H70L71 208H72ZM88 206V205H87ZM26 207V206H25ZM27 207V208H28ZM49 207V206H48ZM61 207H62V209H61ZM70 207H68L67 209H69ZM75 207V206H74ZM77 207H78V205H77ZM120 207V206H119ZM50 208V207H49ZM160 208V207H159ZM113 209V208H112ZM117 209V208H116ZM77 210H78V208H77ZM64 211H67V210H64ZM72 211V210H71ZM70 211V212H71ZM109 211V212H108ZM107 211V214L106 215H109V214H111V209L110 210H108ZM44 212V211H43ZM67 212H69V210L67 211ZM66 212V213H67ZM85 212V211H84ZM5 213H6V216H5ZM73 213V212H72ZM71 213V214H72ZM113 213V212H112ZM114 214V213H113ZM49 216H50V214H48ZM67 215V214H66ZM106 215H105V213H103V215H102V219L103 218H105L106 217ZM76 217V216H75ZM80 217V216H79ZM101 217V216H100ZM109 218V217H108ZM116 218V217H115ZM118 218V217H117ZM82 219V218H81ZM101 219V220H102ZM65 220V219H64ZM108 220V219H107ZM165 219H163L162 217H157V218H155V224L156 225H158V224H160V223H163V222H165L164 221ZM110 221H112V220H110ZM109 221V222H110ZM113 221H115L114 219H113ZM8 222V223H9ZM64 222V221H63ZM64 224V223H63ZM91 224V223H90ZM89 224V225H90ZM94 224V223H93ZM106 224V223H105ZM110 224V223H109ZM92 225V224H91ZM100 225V224H99ZM62 226V225H61ZM68 226V225H67ZM85 226V225H84ZM100 227V226H99ZM102 227H103V225H102ZM7 228H8V225H7ZM12 228V227H11ZM13 228H14V226H13ZM69 228V227H68ZM67 228V230H68V232H69V230L70 229H68ZM91 228V227H90ZM89 228V229H90ZM93 228V227H92ZM85 230H86V228H84ZM88 229V228H87ZM106 229V228H105ZM148 229V228H147ZM146 229V230H147ZM62 230V229H61ZM73 230V229H72ZM71 230V231H72ZM84 230V231H85ZM99 230V229H98ZM9 231H10V229H9ZM19 231V230H18ZM89 231V230H88ZM148 231V230H147ZM16 232H17V230H16ZM73 232V231H72ZM81 232V231H80ZM98 232V231H97ZM101 233H102V231H100ZM105 232V231H104ZM73 233H75V232H73ZM81 234V233H80ZM91 234V233H90ZM100 234V233H99ZM15 235H17V234H15ZM82 235H84V234H82ZM80 236V235H79ZM79 236H78V238H79ZM93 236V235H92ZM96 236V235H95ZM104 236V235H103ZM71 237V238H72ZM80 237H82V236H80ZM91 237V236H90ZM83 238V237H82ZM94 238V237H93ZM141 238H143V237H141ZM141 238H139V240H142ZM81 239V238H80ZM105 239H107V238H105ZM110 239V238H109ZM144 239V238H143ZM78 240V239H77ZM1 241V242H2ZM112 241H114V240H112ZM158 242V241H157ZM111 242H109V241H106V242H104V243H102L101 245H98V251H96V252H94V256H91L92 255V252H89V253H86V255L84 256V257H81L83 254L81 253H79V256H77L76 257V259H77V264H101L100 262L101 261H103V258H105V263L104 264H113V259L110 261L109 260V257H112V255H113V246H111V244H110ZM145 243V242H144ZM90 244V243H89ZM115 244V243H114ZM148 244V243H147ZM91 245V244H90ZM92 245H95V244H92ZM97 245V244H96ZM115 246V245H114ZM148 246V245H147ZM130 247V246H129ZM134 247V246H133ZM91 248V247H90ZM93 248V247H92ZM147 248V247H146ZM145 248V249H146ZM65 249V248H64ZM126 249V248H125ZM128 249V248H127ZM39 251H40V253H39ZM52 251V252H51ZM89 251V250H88ZM116 251H117V249H116ZM126 251V250H125ZM119 252V251H118ZM37 253H39V254H37ZM122 254V253H121ZM121 254H120V256H121ZM114 257H115V255H114ZM121 257H123V256H121ZM121 257H120V259H121ZM69 259H70V256H69ZM72 259V258H71ZM116 259V258H115ZM75 260V259H74ZM118 260V259H117ZM115 261V260H114ZM24 262H25V260H24ZM73 262V261H72ZM26 263V262H25ZM61 263H62V261H61ZM103 264V263H102Z\"/></svg>",
    "mask_w": 264,
    "mask_h": 264
}]
</instances>
